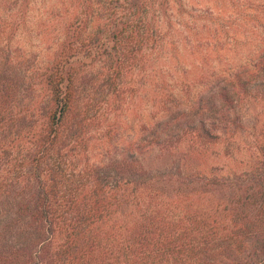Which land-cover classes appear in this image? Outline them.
<instances>
[{
	"label": "trees",
	"instance_id": "1",
	"mask_svg": "<svg viewBox=\"0 0 264 264\" xmlns=\"http://www.w3.org/2000/svg\"><path fill=\"white\" fill-rule=\"evenodd\" d=\"M52 1L58 4L57 11L46 12L58 26L52 55L30 76L0 72V264H264L258 167L243 173V187L229 176L179 169L185 178L169 195L162 180L146 179L140 158L157 146V158L181 151L188 160L221 139L216 125L229 122L247 96H257L249 85L254 78L264 80V52L256 69L220 79L192 109L143 126L146 135L115 165L89 170L87 131L94 120L81 108L83 99L86 107H97L107 95H123L130 60L157 54L160 23L170 24L186 7L183 0ZM30 3L20 0L18 13ZM28 79L33 91L27 92L37 102L24 108L38 112L13 116L19 101L13 97ZM98 108L103 114L111 109ZM86 118L89 123L82 125ZM14 121L12 129L4 124ZM95 131L101 138L100 129ZM20 143L25 147L15 149ZM194 182L201 187H183ZM229 184L236 192L226 196Z\"/></svg>",
	"mask_w": 264,
	"mask_h": 264
},
{
	"label": "rangeland",
	"instance_id": "2",
	"mask_svg": "<svg viewBox=\"0 0 264 264\" xmlns=\"http://www.w3.org/2000/svg\"><path fill=\"white\" fill-rule=\"evenodd\" d=\"M19 1L0 0V72L11 77L30 76V71L44 64L52 55L55 41L51 38L58 37V26H52L56 20H51V24L50 13L46 14L51 7L57 11L58 4L52 0H31L27 12L20 15ZM183 2L186 12L177 14L178 18L170 24L160 23L162 35L156 45L157 54L152 52L145 56L144 61H136L138 56L135 63L130 60L132 66L126 71L120 88L123 95L118 98L107 95L108 101L101 98L97 107H86L83 99L81 108H87L86 117L94 120L92 129L87 131L92 136L86 149L85 165L89 170L93 167L108 169L111 163L115 165L131 143L146 135L143 126L151 127L169 114L192 109L201 94L206 95L220 79L232 74L241 75L238 71L244 68L249 69V73L256 69L254 63L264 52V0ZM176 12V7L172 6L170 13L175 15ZM151 56L153 60H149ZM30 84V79L21 80V90H24L13 97V101L14 98L15 101L19 99L13 116L24 114V111L27 115L38 112L37 109L27 111L24 108L29 102H37L36 95L27 92L33 91ZM249 86L252 92L255 89L257 96H247L240 102L234 116L229 115V122L216 125L217 134L221 131V139L202 148L200 154L186 160L185 155L178 151L157 158V146L146 155L142 154L144 157L140 158H144L143 168L146 169L144 176H149L146 179L162 180L160 186L170 195L175 192L178 182L185 178L178 174L179 169L189 174L196 170L205 175L229 176L242 186L246 179L242 178L243 173L251 167H258L254 176L261 181L258 187L264 188V80L254 78ZM87 92L90 91L83 89V93ZM96 98L98 101L100 96ZM100 104L111 107L107 114L98 108ZM87 118L82 125L89 123ZM186 122L191 124V121ZM182 123L176 122L177 125ZM4 124L11 129L16 127L15 121L13 126ZM97 128L101 138L96 136ZM24 147L22 143L14 146L15 149ZM91 176L92 173L89 179ZM167 180L169 183H165ZM200 183L183 184V187L195 190L201 187ZM230 192H236L234 185H230L224 195L228 196Z\"/></svg>",
	"mask_w": 264,
	"mask_h": 264
}]
</instances>
